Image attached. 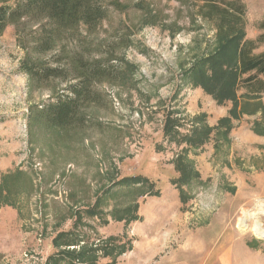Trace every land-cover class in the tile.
Returning a JSON list of instances; mask_svg holds the SVG:
<instances>
[{
	"label": "rangeland",
	"instance_id": "374dc122",
	"mask_svg": "<svg viewBox=\"0 0 264 264\" xmlns=\"http://www.w3.org/2000/svg\"><path fill=\"white\" fill-rule=\"evenodd\" d=\"M118 1L99 27L69 32L48 54L27 53L13 27L0 37V264H47L68 233L87 250L123 247L116 264H264V238L239 224L244 212L264 210V137L253 131L260 115L231 118V102L188 78L217 49L216 26L194 0ZM241 1L255 41L264 0ZM79 56L122 61L124 78L93 86L101 103L85 111L84 126L48 127L37 109L67 82L41 83L21 65ZM197 127L211 139L190 148L183 137ZM139 177L149 183L132 180ZM135 206L137 221L114 218ZM104 253L97 264H111Z\"/></svg>",
	"mask_w": 264,
	"mask_h": 264
},
{
	"label": "trees",
	"instance_id": "16d2710c",
	"mask_svg": "<svg viewBox=\"0 0 264 264\" xmlns=\"http://www.w3.org/2000/svg\"><path fill=\"white\" fill-rule=\"evenodd\" d=\"M194 1L202 3L200 14L216 26L218 46L207 59L194 65L189 72V80L195 87L204 89L218 103L231 102V118L260 115V119L254 123L253 131L264 137V52L255 54L259 46L264 44V34L255 41L246 38V7L241 0ZM113 6H119V1L0 0V37L9 27H13L19 45L27 53L48 54L57 49L58 43L69 32L81 27L87 31L99 27L110 15ZM138 6L141 10L145 9L143 3ZM150 20L152 24L157 23L154 16ZM260 29L264 30V21ZM64 62L62 57H56L48 66L29 57L21 68L41 83L51 80L67 82L65 93L37 109V117L48 127L68 131L84 126L88 119L85 111L91 105L101 103V97L93 91V86L121 81L127 65L122 61L115 64L113 62L117 61L112 59L106 62L88 61L81 56L66 59V65ZM231 118L224 119L221 125L229 123ZM173 131L175 122L168 119L165 134L170 135ZM211 132L206 127H197L183 138L190 148L203 146L210 141ZM132 180L143 186L149 183V180L141 177ZM143 186L137 187V190L145 195L157 196V193ZM94 208L87 210L91 218L96 214ZM137 209V206L128 207L123 213H115L114 218L126 223L137 221ZM74 236L68 233L57 237L55 245L66 249L60 252V256L51 257L47 264H97L99 253L103 250V255L112 259L111 264H116L118 256L125 251L122 247L117 252L118 247L112 243L106 249L87 250L80 247V241H76Z\"/></svg>",
	"mask_w": 264,
	"mask_h": 264
},
{
	"label": "bare ground",
	"instance_id": "6f19581e",
	"mask_svg": "<svg viewBox=\"0 0 264 264\" xmlns=\"http://www.w3.org/2000/svg\"><path fill=\"white\" fill-rule=\"evenodd\" d=\"M262 214H264V210H260L258 213L244 212L239 220L241 228L252 231L259 238H264V224L259 219Z\"/></svg>",
	"mask_w": 264,
	"mask_h": 264
}]
</instances>
